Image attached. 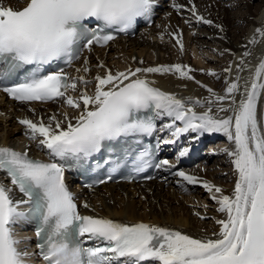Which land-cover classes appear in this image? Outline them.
Wrapping results in <instances>:
<instances>
[{
    "label": "snow or ice",
    "instance_id": "1",
    "mask_svg": "<svg viewBox=\"0 0 264 264\" xmlns=\"http://www.w3.org/2000/svg\"><path fill=\"white\" fill-rule=\"evenodd\" d=\"M154 7L155 0H22L19 7L0 0L2 91L19 102L59 100L74 113L70 116L64 111L62 118L53 114L47 121L43 117L18 120L25 135L46 150L50 161L30 157L27 149L0 146V171L23 197L15 199L13 188L0 183V264H30L35 253L21 248L29 237H18L15 231L17 225L27 223L36 226L37 249L45 264H264V115H258V101L264 93V59L243 91L239 76L228 82L225 94L201 85L210 94L203 103L178 99L147 78L149 73H173L193 80L192 69L180 63L113 71L100 62L97 67L106 69L104 73L88 79L91 69L85 57L75 69L76 76L63 69L45 74L47 67L58 62L72 66L80 59L81 47L91 51L94 45H107L115 39L113 31L126 33L138 19H150ZM172 7L179 10L182 6L173 3ZM189 11L197 22L213 25L197 13L194 4ZM215 27L223 30L219 24ZM255 34L264 38V28L257 27ZM172 36L183 51L181 34ZM256 42L254 35L249 43ZM235 67L238 71L247 67L243 57ZM21 70V82L6 86L5 81ZM224 71L230 75L232 66ZM208 74L217 75L211 69ZM189 102L201 107L206 103L207 110L197 112ZM213 106L225 115L218 116ZM165 118L168 122L158 127L157 121ZM157 132L172 137L159 140L157 147L175 145L189 132L197 134L193 141L205 133L224 134L233 144L232 149H224L236 174L232 194L225 195L222 188L178 168L179 160L189 155L191 142L178 152L177 163L165 158L151 164L152 153L141 147L140 140ZM121 141L127 147L121 149L122 155L134 157L132 171L154 167L178 177V185L202 186L218 205L217 211L224 214L216 221L219 232L193 238L166 226L81 215L66 184V169L55 161L87 159L108 149L111 155L105 163H111L110 171H115L122 157L114 146ZM113 156L117 158L112 160ZM83 206L89 207L87 203ZM87 242L91 246H85Z\"/></svg>",
    "mask_w": 264,
    "mask_h": 264
},
{
    "label": "bare ground",
    "instance_id": "2",
    "mask_svg": "<svg viewBox=\"0 0 264 264\" xmlns=\"http://www.w3.org/2000/svg\"><path fill=\"white\" fill-rule=\"evenodd\" d=\"M195 1L196 0H172L170 2L171 6L175 3L182 7L179 10L173 7L164 10L166 11L164 15L163 11L162 16L159 19L157 18L151 26L141 30L144 31V36L142 37L137 36L141 34V31H139L134 37L118 38L105 47H93L91 51L87 50L80 56V59L69 68L68 71L70 75H78L75 69L82 66L85 57H87L91 69L90 73L86 74L88 79H92L97 72L101 74L104 73L106 69L97 67L100 62H103L107 68L113 71H123L129 67L134 69L136 67H155L176 63L188 65L186 62L187 59L190 58H187V54L189 55L191 52L195 63H200L201 59L195 56L194 49H190V46H194L197 39L193 37L190 39V29L188 26L183 25V20H186V17L195 18L189 11L192 4H194L199 15L203 12L208 15L211 14L213 25L209 26L212 28V33L205 36H207L209 40L220 42L224 50H227V59L232 66V73L229 75V73L223 70L222 74L224 78L222 83H220V87H218L219 82L214 81L212 75H201V70L190 73V75L194 76L193 80L180 78L178 74L173 73H149L147 74V78L154 82L153 85L158 86L164 91L183 96L184 100L191 98V101H195L198 99L202 103L210 97V94L207 88L201 85H207L217 94H225L228 82L234 81L236 77L239 76L240 88L241 91H243L246 83L249 86L251 85L255 68L258 66L261 59H264V55L261 56V53H264V38L255 34V29L257 27L264 28V0H258V3L254 5V9H252L253 7L250 1L245 0L243 6L244 14L241 17L233 19L226 18V20L224 19L227 16L226 10L224 11V8L220 6V4H216L215 2H210L209 4L203 3L200 7V4H196ZM4 2L14 7H19L22 4V0H4ZM162 19L163 22L159 23V20ZM194 21L197 22L196 20ZM240 22L244 23L245 29H239L236 26V24ZM217 24L221 25L223 30L215 27ZM231 30H233L234 36L238 38L235 42L232 41ZM154 32L164 37L167 42L154 44L152 39L156 35ZM174 32H178L182 36L184 43L183 51H181L179 45L175 42V38L172 36ZM254 35L257 42L249 43ZM187 48L188 52L186 53ZM149 51L151 57H154V60H150L151 58L148 57L150 56ZM245 51L251 54L245 56ZM165 53L167 54L166 57L163 56ZM242 57L247 67H244L243 71H238L235 66L241 63ZM257 59L259 60L253 66L252 62ZM208 65L209 64L206 63V66ZM196 81L200 83L198 84ZM92 87L93 85H89V89ZM240 98V95L237 94V102ZM56 102L59 103L62 101L56 100ZM226 103L227 101L225 104ZM53 104V102L39 103L36 105L25 102L16 103L4 98L3 95L0 94V145H12L23 150L27 149L28 152L33 154L47 156L46 150H41L37 142L30 140L28 136L25 135V128L18 123V120L27 117L35 121L43 117L44 120L47 121V118L53 114L62 118L61 113L64 111L69 112L70 116L74 114L72 110L68 109L63 103L60 104L59 108H55ZM188 106H194L197 112L205 111L208 107L206 103L201 107L200 105H194L192 102H189ZM213 112L218 116L225 115V113H217L215 106H213ZM228 114H231V112ZM258 115H264V93H262L258 101ZM220 135L225 136L222 133H217V137ZM226 148L229 150L232 149L233 144L229 141ZM223 153L224 162L227 163L230 160V168H228L230 173L228 176L229 178H222V180L219 181L218 177L221 176L222 173L215 174L214 176L203 164H198L196 168L190 171V174L222 188L225 195H231L236 181V174L231 159L225 151ZM209 157L213 159L217 157V154L212 155L211 153ZM165 177H167V180H165ZM161 178L162 180L160 181L150 180L143 185L140 183L110 182L103 184L99 188L82 189V191H78V193L81 198L85 197V200L80 204V209L87 214L111 218L122 223L144 222L151 225L166 226L173 230L181 231L183 234L190 235L193 238L209 237L213 232H219L220 226L216 221L218 219H223L224 214L217 211L218 205L210 199L215 207L211 210L205 207L206 205L204 203L202 204L199 197H194L195 192L191 194L181 193L184 192L185 188H190L191 190L194 189L196 192L199 191L202 195L206 192L207 196H209L202 186L199 184L178 185L176 180L179 178L167 173H164ZM0 179L2 183L13 188L12 194L14 198L21 197V194L15 190L2 172H0ZM99 190L101 192H99ZM189 196H192V198ZM84 203H87L89 207L85 208L83 206ZM201 217H207L210 220L205 221L207 218L202 219ZM24 234L28 236L29 232L25 231ZM27 250L30 252V249L27 248Z\"/></svg>",
    "mask_w": 264,
    "mask_h": 264
},
{
    "label": "rangeland",
    "instance_id": "3",
    "mask_svg": "<svg viewBox=\"0 0 264 264\" xmlns=\"http://www.w3.org/2000/svg\"><path fill=\"white\" fill-rule=\"evenodd\" d=\"M244 1L245 0H225V1H223V0H199V1L196 0L195 2H196V4H200V7H201V5L203 3L209 4L210 2L211 3L215 2L216 4H220V6H222L224 8V11L226 10L225 12H226L227 16L224 18L226 20V18H232L233 19V18H236V17H241L244 14V8H243ZM249 1H250L251 5L253 7L252 9H254V5H255V3L256 4L258 3V0H249ZM200 14L202 16H204L206 19L207 18L208 19H212V21H213V18L211 17V14L208 15L207 13H204V12L200 13ZM217 15H219V14H217ZM186 19H188L189 21L195 20V18L193 19V18H189V17H186ZM162 22H163V19L159 20V23H162ZM190 23H192V22H190ZM183 25L188 26L189 24L184 22ZM236 26L239 29H245L246 28L244 23H242V22L237 23ZM188 27L190 29V32H189L190 39L192 37L197 39L196 43L194 44V46H190V49H192V48L194 49L195 56H198V58L201 59V62L198 63V64L195 63V60L193 59V55L190 52L189 55L187 54V58H190V59H187V62H189V63L186 62V64H188L186 66H189L192 69L191 73H194L197 70H201V75H207V76H208V70L211 69L212 71H214L217 74L216 76H213V80L214 81H218L219 82L218 87H220L221 86L220 83H222V80L224 78V75L222 74V72L224 70V67L226 68V67H228L230 65V62L227 59V51H226V49L224 50V48L222 47L220 42H218L216 40H209L208 37L205 36V35H209V34L212 33V28H210L209 25H203V26L199 25L197 27H195V25H194L193 27H190V26H188ZM231 31H232V35H231L232 41L235 42L238 38L236 36H234L233 30H231ZM140 33L141 34L140 35L138 34L137 36H139V37L140 36L141 37L144 36V31H141ZM154 33L156 34L152 38L154 44H162V43H166L167 42V40L164 37H161L160 34H158L157 32H154ZM159 38H161V39H159ZM187 52H188V48L186 50V53ZM149 55L150 56H148V57L151 58L150 60H154L153 59L154 57H151L150 51H149ZM161 55H163V54H161ZM166 55L167 54L165 53V55H163V56L166 57ZM206 63H208L209 65L206 66ZM200 68H203V69H200ZM53 106L55 108H59L60 104H59V106H55V105H53ZM212 164L216 165V167L214 169L217 172L214 171V176H215V174L217 175L218 173H222L221 172L222 169H225L224 167L223 168L219 167V165H217V163L215 161H213ZM203 166H205V165H203ZM207 169H209V168L207 167ZM212 171L213 170L209 169L210 173H213ZM227 172L226 173H222L221 176L218 177V180L220 181V180H222V178L223 179L224 178L225 179L229 178L227 176ZM194 195H195L194 196L195 198H196V196L200 198L202 204L204 203L209 209H211V210L213 209L214 206H212L213 204L211 203L210 198L206 195V192H205L206 196L202 195L200 193L196 194V192L194 193ZM189 197L192 198V196H189ZM208 220H210V219L207 218L205 221H208Z\"/></svg>",
    "mask_w": 264,
    "mask_h": 264
}]
</instances>
